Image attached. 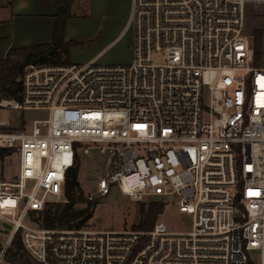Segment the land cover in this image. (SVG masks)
Instances as JSON below:
<instances>
[{"label":"built area","instance_id":"obj_1","mask_svg":"<svg viewBox=\"0 0 264 264\" xmlns=\"http://www.w3.org/2000/svg\"><path fill=\"white\" fill-rule=\"evenodd\" d=\"M248 0H131L132 58L29 65L0 112L44 111L11 127L0 152V219L40 264H264V68L245 29ZM107 155L96 184L137 205L175 206L184 231L44 229L30 212L60 203L80 153ZM258 193V195H250ZM88 201H94L87 194ZM26 221V222H25Z\"/></svg>","mask_w":264,"mask_h":264},{"label":"rangeland","instance_id":"obj_2","mask_svg":"<svg viewBox=\"0 0 264 264\" xmlns=\"http://www.w3.org/2000/svg\"><path fill=\"white\" fill-rule=\"evenodd\" d=\"M68 1V0H67ZM66 1V2H67ZM45 22L42 25L33 24L31 28L19 27L11 21L7 24H0V31L11 32L0 38V74L5 73L14 63L21 61L25 56L39 53H51L53 58L57 48L69 52L68 56H63L61 60L70 61L73 64H85L91 59H95L99 65L127 64L131 61L133 43V27L129 28L117 39L125 20L131 11V0H105L102 7H97L87 18L69 20L68 31L74 35L69 40L78 44L73 47H53V41L65 40L64 36L57 38L51 34L50 22L60 24L68 17V5L51 3ZM264 0H248L245 7V29L250 37L255 56V36L259 38L260 57L257 59V66L264 68V54L262 55V44L264 38ZM65 24V22H64ZM3 27H2V26ZM54 27V29H55ZM53 29V28H52ZM53 29V30H54ZM44 111H1L0 119L8 121L13 128L19 122L31 124L32 121L46 118ZM78 170L77 182L86 196L92 194L95 203L89 207L91 218L83 228L93 230H135L140 219V210L148 203L137 205L130 197L123 195L118 189L113 188L104 197L96 195L97 181L104 176L107 155L92 149L89 154L80 153L77 156ZM17 173V161L12 154L6 156L0 163V178H9ZM64 203V196L61 197ZM77 210L87 208V205L78 203ZM28 221L30 219L28 218ZM156 221L162 222L170 231H184L189 228L190 220L185 215L177 212L175 206H163L161 214ZM26 222V221H25ZM12 233V226L5 220L0 219V243L2 246L7 237ZM6 264V263H3Z\"/></svg>","mask_w":264,"mask_h":264},{"label":"trees","instance_id":"obj_3","mask_svg":"<svg viewBox=\"0 0 264 264\" xmlns=\"http://www.w3.org/2000/svg\"><path fill=\"white\" fill-rule=\"evenodd\" d=\"M64 18L60 21V24L53 30V36L61 38L64 36ZM78 43L73 40L53 41V47L62 46L65 48L73 47ZM69 51L57 48L53 54L52 60L59 61L63 56H68ZM51 53H39L30 54L25 56L21 61L14 63L5 73L0 74V98L4 96L6 98H15V80L22 73L25 67L29 65H46L51 63ZM260 57V43L259 38L255 36V56L254 62L257 65V59ZM10 155L9 151L0 152V163L6 157ZM75 165L78 167L77 156L75 158ZM63 196L64 203H48L43 210L39 212H30L29 219L32 223L44 229H80L83 228L86 222L91 218V207L95 201H88L85 198L77 180H73L66 177ZM83 203L87 205V208L77 210L75 205ZM163 205L159 202H151L147 204V207L143 206L140 210V219L137 223L138 231H147L152 228L156 222V218L162 212ZM2 244L0 243V251ZM3 262L6 264H40L35 261L24 249L21 241V231H18L13 236L9 247L5 251Z\"/></svg>","mask_w":264,"mask_h":264},{"label":"crops","instance_id":"obj_4","mask_svg":"<svg viewBox=\"0 0 264 264\" xmlns=\"http://www.w3.org/2000/svg\"><path fill=\"white\" fill-rule=\"evenodd\" d=\"M56 1L58 3L68 5V17L64 24V38L65 40L69 41V38H72L74 36L68 31L69 20H73L75 18H87L88 16H91L93 11L97 9V7H102L105 0H0V24L4 25L8 22L11 23V21H14L12 23L16 24V26L25 28H31L33 24L42 25V23L45 22V20H43L42 18H45L46 13L51 10V3H54ZM258 9L260 10V12L264 13L263 9ZM129 18L130 14L125 20V23L121 31L118 33L116 39L129 28ZM49 24H51V27L54 29L56 22H50ZM52 28L51 34L53 31ZM2 32L3 31H0V38H2L4 35L3 40L7 39L5 38L6 35L11 33ZM263 54L264 38L262 44V55Z\"/></svg>","mask_w":264,"mask_h":264},{"label":"water","instance_id":"obj_5","mask_svg":"<svg viewBox=\"0 0 264 264\" xmlns=\"http://www.w3.org/2000/svg\"><path fill=\"white\" fill-rule=\"evenodd\" d=\"M78 167L75 165L66 171L67 178L76 180Z\"/></svg>","mask_w":264,"mask_h":264},{"label":"snow or ice","instance_id":"obj_6","mask_svg":"<svg viewBox=\"0 0 264 264\" xmlns=\"http://www.w3.org/2000/svg\"><path fill=\"white\" fill-rule=\"evenodd\" d=\"M250 195H258V193H250Z\"/></svg>","mask_w":264,"mask_h":264}]
</instances>
